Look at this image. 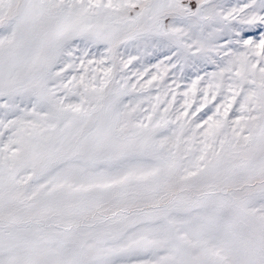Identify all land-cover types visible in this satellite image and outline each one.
Instances as JSON below:
<instances>
[{
	"label": "snow or ice",
	"instance_id": "snow-or-ice-1",
	"mask_svg": "<svg viewBox=\"0 0 264 264\" xmlns=\"http://www.w3.org/2000/svg\"><path fill=\"white\" fill-rule=\"evenodd\" d=\"M0 264H264V0H0Z\"/></svg>",
	"mask_w": 264,
	"mask_h": 264
}]
</instances>
